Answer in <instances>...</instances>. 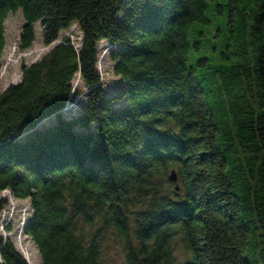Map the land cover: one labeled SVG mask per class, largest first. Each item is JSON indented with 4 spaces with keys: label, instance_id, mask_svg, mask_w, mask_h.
Returning <instances> with one entry per match:
<instances>
[{
    "label": "trees",
    "instance_id": "1",
    "mask_svg": "<svg viewBox=\"0 0 264 264\" xmlns=\"http://www.w3.org/2000/svg\"><path fill=\"white\" fill-rule=\"evenodd\" d=\"M227 2L233 63L216 70L224 91L205 93L186 61L206 0H0V61L18 11L21 50L36 23L45 46L72 25L82 37L0 91V212L4 191L30 200L24 233L40 264H109L111 249L125 264H264V0ZM100 41L122 82L113 95ZM76 76L86 106L64 119ZM0 264L29 263L0 235Z\"/></svg>",
    "mask_w": 264,
    "mask_h": 264
},
{
    "label": "rangeland",
    "instance_id": "2",
    "mask_svg": "<svg viewBox=\"0 0 264 264\" xmlns=\"http://www.w3.org/2000/svg\"><path fill=\"white\" fill-rule=\"evenodd\" d=\"M227 0H206L204 17L207 22H193L188 28V51L186 66L193 68L198 76L199 85L208 93L209 89L216 85L224 91V73L217 69L225 70L233 61L225 60L229 57L226 45L230 42L232 34L230 27L237 26L236 18L231 15ZM232 20V21H230ZM21 11L10 14L4 22L5 48L0 61V91H4L9 85L17 84L21 80L22 66H29L48 53L53 46L68 37L71 43L79 47L81 33L77 25H72L68 30L62 31L59 39L49 46L42 42V28L39 23L34 25L35 40L30 48H19V36L23 25ZM112 45L107 41L97 44L100 84L106 95H113L122 84L121 79L113 73V63L109 56ZM200 78H202L200 80ZM73 90L79 92L78 96H71L63 110L60 111L62 118L70 119L77 116L86 106V88L82 85L78 76L72 82ZM217 92V91H216ZM214 97L206 98L211 105ZM124 104L122 101L114 103L115 107ZM54 116L39 124L46 127L55 124ZM29 131H24L17 139H25ZM5 206L0 212V235L3 239H10L16 250L24 256L29 264H40V258L35 245L24 233V226L31 216L30 200H18L13 198L9 191L1 193ZM109 264H125L123 256L116 249L109 252Z\"/></svg>",
    "mask_w": 264,
    "mask_h": 264
},
{
    "label": "water",
    "instance_id": "3",
    "mask_svg": "<svg viewBox=\"0 0 264 264\" xmlns=\"http://www.w3.org/2000/svg\"><path fill=\"white\" fill-rule=\"evenodd\" d=\"M169 178H170L171 181H174V182L177 180V178H176V174H175L174 172H172V173L170 174V177H169ZM176 189H177V187H176Z\"/></svg>",
    "mask_w": 264,
    "mask_h": 264
},
{
    "label": "bare ground",
    "instance_id": "4",
    "mask_svg": "<svg viewBox=\"0 0 264 264\" xmlns=\"http://www.w3.org/2000/svg\"><path fill=\"white\" fill-rule=\"evenodd\" d=\"M47 120V119H46ZM46 120H44V121H46Z\"/></svg>",
    "mask_w": 264,
    "mask_h": 264
}]
</instances>
